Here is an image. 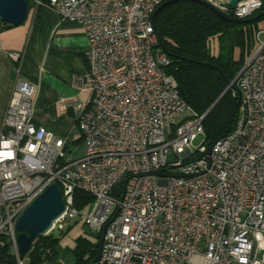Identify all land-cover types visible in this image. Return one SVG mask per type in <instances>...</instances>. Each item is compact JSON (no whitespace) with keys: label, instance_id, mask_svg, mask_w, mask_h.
Returning <instances> with one entry per match:
<instances>
[{"label":"built area","instance_id":"1","mask_svg":"<svg viewBox=\"0 0 264 264\" xmlns=\"http://www.w3.org/2000/svg\"><path fill=\"white\" fill-rule=\"evenodd\" d=\"M28 1L80 24L86 69L74 77L84 94L74 133L56 135L33 122L35 83L16 78L10 88L0 122V249L7 246L10 264H28L43 236L20 257L16 223L50 183L65 210L44 235L79 217L88 235L107 224L100 258L90 264H264V28L227 85L239 92L234 126L206 153L205 113L180 97L151 21L164 0ZM205 1L235 18L264 5ZM7 56L16 64L21 58ZM199 134L203 141L193 147ZM77 140L83 151L68 159ZM155 170L161 174L150 175ZM75 190L93 197L84 212L73 205Z\"/></svg>","mask_w":264,"mask_h":264},{"label":"trees","instance_id":"2","mask_svg":"<svg viewBox=\"0 0 264 264\" xmlns=\"http://www.w3.org/2000/svg\"><path fill=\"white\" fill-rule=\"evenodd\" d=\"M26 1L29 7V1ZM263 9L264 5L259 11ZM263 22L264 16L251 23L227 22L192 0L170 3L154 18L153 25L161 40V48L170 59L166 72L174 77L180 97L198 115L209 110L202 121L207 147L234 126L237 93L226 89L227 81L235 77L246 56L248 58L255 50V33L264 28ZM215 66L225 78L215 70ZM92 201L91 195L81 190L74 191L73 205L79 211H86ZM73 225L80 229L69 241L73 264H90L101 232L96 236L82 232L83 220L79 217L61 236L67 235ZM59 240L60 237L51 234L40 236L39 244L28 254V264H42L43 260L48 264H60L56 253ZM47 249L50 255L46 253ZM1 262L12 263L7 246L0 249Z\"/></svg>","mask_w":264,"mask_h":264},{"label":"crops","instance_id":"3","mask_svg":"<svg viewBox=\"0 0 264 264\" xmlns=\"http://www.w3.org/2000/svg\"><path fill=\"white\" fill-rule=\"evenodd\" d=\"M29 5L18 26L0 21V122L14 80L23 78L37 87L33 122L53 134H68L73 129L76 104L84 96L75 88L74 77L86 68L83 52L87 37L79 23L60 20L44 8L33 10L30 1ZM9 52L20 53L17 64L9 59ZM61 99L66 102L65 111Z\"/></svg>","mask_w":264,"mask_h":264},{"label":"water","instance_id":"4","mask_svg":"<svg viewBox=\"0 0 264 264\" xmlns=\"http://www.w3.org/2000/svg\"><path fill=\"white\" fill-rule=\"evenodd\" d=\"M176 1L179 0H165L161 4H159L151 15L152 23L154 22V18L156 14L164 6ZM192 1L198 2L199 4L212 10L215 14H217L220 18H222L227 22L239 23V24L251 23L258 20L260 17L264 16V9H263L250 17L235 18L227 14H224L223 12L219 11L205 0H192ZM238 1L241 0H229L228 4L230 6H234ZM26 12H27L26 0H0V21L3 23L12 26H18L23 22ZM157 38H158V45L161 48L162 46L161 40L158 36ZM185 60L191 61L188 58H185ZM214 68L224 77V75L222 74V72L218 67L215 66ZM227 82L228 85L231 81H227ZM236 104L237 105L239 104V92H237ZM208 111L209 110L205 112V115ZM209 151H210V147H208L205 152L208 153ZM160 174H161L160 170H155L150 172V175H160ZM64 210H65V203L58 186L55 183H50L26 207V209L23 211V213L21 214V216L19 217L16 223V230H17L16 243L20 257H23L25 255V253L28 251L30 247L32 240L36 236L46 234V232L51 228L52 223L64 212ZM106 225L107 224H105L102 227L98 240L96 254L93 261H97L100 258V250H101V245H102V240Z\"/></svg>","mask_w":264,"mask_h":264},{"label":"rangeland","instance_id":"5","mask_svg":"<svg viewBox=\"0 0 264 264\" xmlns=\"http://www.w3.org/2000/svg\"><path fill=\"white\" fill-rule=\"evenodd\" d=\"M261 24L264 25V22L261 23ZM261 39H264V32L261 34ZM249 56H248V58H249ZM248 58L246 56L245 62L248 60ZM79 93H81V92L79 91ZM83 98H84V96L81 98V100ZM63 102L65 103V106H66L65 100H63ZM202 141H203V136L200 135V134L197 135L196 138L193 140V147H198L201 144ZM74 145H75V148H73ZM74 145H71L70 146V151L66 152V157L68 159H72L74 157H78L79 155H81V152H82V150L84 148L82 141L75 142ZM75 220H77V218H75L74 220L66 223L65 226H64V229L61 232H53V236L54 237H60V240H59V242L57 244V247H56V253H57L58 259L60 261V264H73L74 263L72 252H71V247L69 246V243H70L69 241L73 240L74 235H76L80 231V229H78V227L76 225L75 226L73 225L67 235L64 234V235L61 236V233L66 231V228L71 226L74 223ZM66 238H67V240H66ZM23 261L27 262V259L23 258Z\"/></svg>","mask_w":264,"mask_h":264}]
</instances>
